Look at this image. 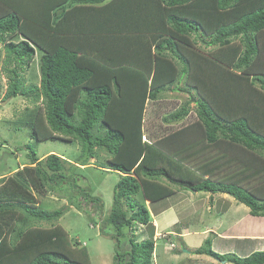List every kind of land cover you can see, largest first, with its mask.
Instances as JSON below:
<instances>
[{"label": "trees", "instance_id": "trees-1", "mask_svg": "<svg viewBox=\"0 0 264 264\" xmlns=\"http://www.w3.org/2000/svg\"><path fill=\"white\" fill-rule=\"evenodd\" d=\"M0 46L3 99L30 98L33 109L18 124L34 139L74 140L77 164L103 153L102 168L139 175L114 186L101 228L114 227L115 239L135 224L151 227L144 199L173 194L166 181L224 192L264 218V0H0ZM35 61L38 86L24 78ZM180 74L189 100L164 122L184 126L144 143L146 102ZM191 112L194 122L186 121ZM32 156V166L0 175V264H89L87 248L55 224L63 210H41L34 196L66 183L76 189L65 160ZM82 192L76 198L101 212L100 199ZM126 244L117 264L123 256L151 264V239L129 234ZM251 250L219 254L207 238L194 253L264 264V250Z\"/></svg>", "mask_w": 264, "mask_h": 264}, {"label": "rangeland", "instance_id": "rangeland-1", "mask_svg": "<svg viewBox=\"0 0 264 264\" xmlns=\"http://www.w3.org/2000/svg\"><path fill=\"white\" fill-rule=\"evenodd\" d=\"M207 39L204 38L206 41ZM199 45L197 44V46ZM1 47L0 67L5 57ZM200 51L204 52L201 45ZM24 74L26 83L39 85V67H37L36 61ZM184 81L185 76L180 74L171 85L168 84L167 87H164L165 91L161 99L146 102L143 117L142 140L144 143L149 142L150 139H156V136L168 134L184 126L182 123L167 124L164 122L165 117L178 110L189 100L190 95L186 94L189 89L185 88ZM180 90L186 93H180ZM5 92L6 77L0 72V175L1 177H10L18 168L32 166L30 161L33 154L37 157V162L50 154L65 160L66 174L71 175L75 180L76 189H73L74 185L66 183L61 187L54 186V190L51 191L46 189L47 192L41 196L37 194L34 196L41 210L48 213L63 210V215L55 224L65 229L68 238L79 241L80 246L87 248L89 264H117L118 259L115 256H117V252L122 253L124 247H127L126 241L129 234L137 243L149 239L154 242L151 264H229L194 253L207 238L212 241V250L219 254L231 251L238 253L247 249L264 250L263 217L251 216L245 205L238 203L224 192L191 193L183 190L185 191L183 192L184 197H178L175 192H181V187L179 184L168 181H166V186L175 194L176 200L178 199L175 204L178 203L177 212L178 215L181 214L178 227L170 226L168 231L172 232L176 228L177 231L180 230L181 235L176 237L175 233L166 234L165 232L163 236V233L156 231L152 225L153 230H150L151 227L135 224L130 232L125 228L122 230L126 234L125 236H118L115 239L116 230L114 227L106 226L104 230L101 228V223L113 208L114 186L121 176H131L139 181V175L135 174L133 170L125 174L110 168H102L101 165L105 164L107 159L103 153H99V158H90L85 166L77 164L80 145L74 140L63 141L59 137L54 138V136L52 139L48 138L44 141L39 138L34 139L29 126L18 124V121L25 117L24 114L26 115L33 109V105L28 100L30 98L18 96L4 100ZM37 104L40 106V101ZM193 105V102H189L188 106L191 110L194 108ZM189 120H193L192 122L196 120L193 112L186 117V121ZM103 166L109 167V165ZM142 188L141 185L140 192ZM81 190H87L91 198L100 199L101 212L97 209L98 205L85 201L83 198H76L78 195L85 194ZM166 197L155 201L145 198L144 202L148 212H151L153 216L157 215V208L153 205H163L161 202L165 201ZM72 199L79 205V209L70 204ZM155 219H157L156 216ZM40 224L48 226L44 222ZM183 229H187L190 233L186 236L183 235ZM202 230L208 231H204V235L201 236L198 235L199 233L193 235V232L200 231L201 233ZM122 262L130 264L129 257L123 256Z\"/></svg>", "mask_w": 264, "mask_h": 264}, {"label": "crops", "instance_id": "crops-1", "mask_svg": "<svg viewBox=\"0 0 264 264\" xmlns=\"http://www.w3.org/2000/svg\"><path fill=\"white\" fill-rule=\"evenodd\" d=\"M180 191L181 192L176 191L175 193L178 195V197H184V193L183 192H185V191H183V190H180ZM168 197L165 198V201L161 202V203H163V205H161V206H158L156 204L153 205L154 207L157 208L158 214L155 215L156 218H157V219H155V216L151 215V212L149 213L150 220L152 219L150 221V223H151V225L153 227H155L156 231L162 232L163 235L165 234V232H166V234L167 233H175L176 237H179L181 235V232H180V230L177 231L176 228L180 224V221H181L180 220V215L181 214L178 215V212H177L178 203L175 204V202H177L178 199L176 200L174 193H173V195L171 194V196L169 198ZM170 226L176 227L175 230H173L172 232L168 231ZM199 230H201V229H199ZM183 231H184V233H182V234L185 235V236L190 233V232H188L187 229H185V230L183 229ZM204 231H208V230H202L201 233H200V231L199 232H193V235H196L198 233H199L198 234L199 236L204 235L203 234ZM163 251H164V248H163Z\"/></svg>", "mask_w": 264, "mask_h": 264}, {"label": "clouds", "instance_id": "clouds-1", "mask_svg": "<svg viewBox=\"0 0 264 264\" xmlns=\"http://www.w3.org/2000/svg\"><path fill=\"white\" fill-rule=\"evenodd\" d=\"M164 236V235H163Z\"/></svg>", "mask_w": 264, "mask_h": 264}]
</instances>
